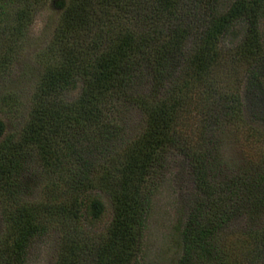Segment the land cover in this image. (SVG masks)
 Returning <instances> with one entry per match:
<instances>
[{
	"label": "trees",
	"instance_id": "obj_1",
	"mask_svg": "<svg viewBox=\"0 0 264 264\" xmlns=\"http://www.w3.org/2000/svg\"><path fill=\"white\" fill-rule=\"evenodd\" d=\"M16 3L25 0H0V23ZM61 8L27 119L17 136L0 142V198L18 199L42 172L46 199L3 201L13 238L9 253L0 246V264H23L48 222L65 228L56 264H140L154 178L174 150L190 161L196 189L175 233L176 264H226L215 239L240 222L259 233L264 252V158L256 169L214 181L213 159L205 150L186 152L175 129L185 77L202 80L241 26L231 55L247 65L244 104L264 125V0H67ZM144 80L148 96L140 91ZM122 101L141 111L144 124L119 154L113 147L121 143L115 121ZM214 108L223 116L234 110L231 103ZM107 209L101 235L82 240L79 223L102 221Z\"/></svg>",
	"mask_w": 264,
	"mask_h": 264
},
{
	"label": "rangeland",
	"instance_id": "obj_2",
	"mask_svg": "<svg viewBox=\"0 0 264 264\" xmlns=\"http://www.w3.org/2000/svg\"><path fill=\"white\" fill-rule=\"evenodd\" d=\"M62 2L67 0H25V5L16 3L7 10L9 14L5 22L0 23V142L17 136L27 119L29 100L47 62V48L60 19ZM14 9L25 13L19 18L13 14ZM37 21L43 24L39 32L35 30ZM243 30L241 26L232 33L233 36L227 35L222 47L227 55L217 59L201 77L202 80L195 82L186 76V86L179 94L183 101L176 133L186 152L205 150L213 159L216 164L214 181L222 180V174L256 169L264 158V125L248 114L242 94L247 65L231 55L243 36ZM189 43L192 42L186 43L188 48ZM182 75L177 72L178 81L184 77ZM141 85V93L148 96V82L144 80ZM230 103L234 110L224 116L220 108L219 111L214 108L216 104ZM211 112L218 114L215 123L208 117ZM116 115L121 143L117 142L113 149L121 154L142 132L144 117L135 105L126 101L117 106ZM192 172L190 161L181 151L167 153L165 165L154 178L151 208L142 234L143 258L140 264H176L181 253L175 247V233L180 229L196 193ZM38 174L32 177L34 179L28 182V189L16 200L39 202L46 199L42 189L48 178L42 172ZM16 200L0 198V246L7 248V253L13 235L6 230L1 209L3 201L13 203ZM109 219L107 209L102 221L92 225L80 222L82 240L99 237ZM46 225L44 233L30 244L23 264H56L65 228L61 229L57 222ZM258 234L248 232L244 222H240L217 235L216 251L226 264H264ZM193 264L216 263L197 258Z\"/></svg>",
	"mask_w": 264,
	"mask_h": 264
},
{
	"label": "clouds",
	"instance_id": "obj_3",
	"mask_svg": "<svg viewBox=\"0 0 264 264\" xmlns=\"http://www.w3.org/2000/svg\"><path fill=\"white\" fill-rule=\"evenodd\" d=\"M42 28H43V24L40 21H37L35 30L39 32Z\"/></svg>",
	"mask_w": 264,
	"mask_h": 264
}]
</instances>
